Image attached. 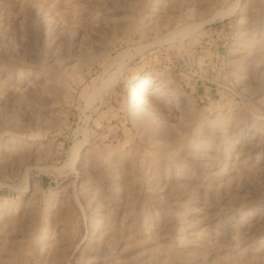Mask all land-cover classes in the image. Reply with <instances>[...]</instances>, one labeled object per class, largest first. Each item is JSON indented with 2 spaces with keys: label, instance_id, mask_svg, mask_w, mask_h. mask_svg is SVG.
Segmentation results:
<instances>
[{
  "label": "rangeland",
  "instance_id": "1",
  "mask_svg": "<svg viewBox=\"0 0 264 264\" xmlns=\"http://www.w3.org/2000/svg\"><path fill=\"white\" fill-rule=\"evenodd\" d=\"M0 264H264V0H0Z\"/></svg>",
  "mask_w": 264,
  "mask_h": 264
},
{
  "label": "bare ground",
  "instance_id": "2",
  "mask_svg": "<svg viewBox=\"0 0 264 264\" xmlns=\"http://www.w3.org/2000/svg\"><path fill=\"white\" fill-rule=\"evenodd\" d=\"M144 87V86H143ZM145 88H147V87H145ZM134 90V93L135 94H138L139 92H140V90H141V87H135V89H133ZM140 97H142V96H140ZM141 99V98H140ZM139 100V99H138ZM142 100V99H141ZM141 102V101H140ZM80 149H81V147H78L76 150H75V152H74V156L76 157V156H78V154H79V152H80Z\"/></svg>",
  "mask_w": 264,
  "mask_h": 264
}]
</instances>
